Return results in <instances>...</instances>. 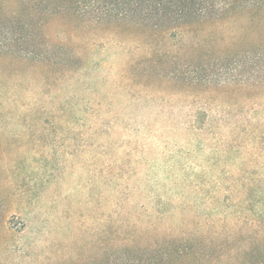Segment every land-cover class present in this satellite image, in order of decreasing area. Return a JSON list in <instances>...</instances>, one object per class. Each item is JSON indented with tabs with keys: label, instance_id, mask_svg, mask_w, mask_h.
I'll use <instances>...</instances> for the list:
<instances>
[{
	"label": "rangeland",
	"instance_id": "374dc122",
	"mask_svg": "<svg viewBox=\"0 0 264 264\" xmlns=\"http://www.w3.org/2000/svg\"><path fill=\"white\" fill-rule=\"evenodd\" d=\"M0 264H264V0H0Z\"/></svg>",
	"mask_w": 264,
	"mask_h": 264
},
{
	"label": "trees",
	"instance_id": "16d2710c",
	"mask_svg": "<svg viewBox=\"0 0 264 264\" xmlns=\"http://www.w3.org/2000/svg\"><path fill=\"white\" fill-rule=\"evenodd\" d=\"M144 1H150V0H144ZM152 1V0H151ZM160 3H169V1H172V0H159Z\"/></svg>",
	"mask_w": 264,
	"mask_h": 264
}]
</instances>
